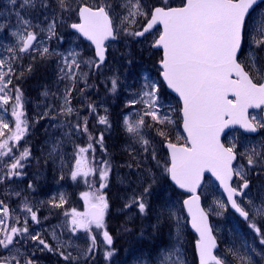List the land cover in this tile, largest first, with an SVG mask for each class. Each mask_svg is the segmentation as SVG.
Masks as SVG:
<instances>
[{"label":"snow or ice","instance_id":"1","mask_svg":"<svg viewBox=\"0 0 264 264\" xmlns=\"http://www.w3.org/2000/svg\"><path fill=\"white\" fill-rule=\"evenodd\" d=\"M259 2L261 0H184L182 7H155L146 10L142 0H124L121 7L125 14L115 28L108 11L110 6L101 5L96 9L80 7V22L72 23L69 27L95 45L97 58L81 61L78 59L79 53L75 51L60 53L50 49L46 43L56 36L57 22L58 20L62 22V14L72 10V0H54L59 12L52 8L50 0H7V3L13 6L15 23L13 24L10 19L0 22V33L7 29L8 35L13 38L9 45L0 43V50L7 53L0 55V105L7 106L12 101L11 117L14 118V129L5 122V117L0 115V185L11 182L14 177L25 175L26 162L31 157L29 147L19 148V142L25 139L29 128L27 120L22 119L25 116L22 93L19 87H16L13 96L9 87L12 84V76L16 74V67L25 55H30L33 60L37 56L41 60L51 57L61 59L60 79L69 81L70 86L65 88L59 110L47 105L41 119L54 113L51 118H61L59 126H67L70 130L65 136L72 132L87 135L89 143L86 146H75V164L70 176L73 181L82 178L84 183L93 189L94 185L89 180L98 173L100 184L99 189L80 193L85 210L80 212L72 208L65 211L64 222L59 225L61 235L64 229H67L70 237H75L81 231L87 233L90 243L86 249L74 245L71 239L62 240L56 228L50 233L52 239L56 241L54 248L43 237L42 232L29 229V218L33 224L42 223L38 218L39 209L33 210L32 203L26 196H22L21 192H8L5 189L6 197L15 195L20 198L18 208L24 218L21 220L20 215H16L13 217L15 223L9 226L7 221L17 209H10L8 204L0 199V248L8 251V255H0V264H37L36 251L56 252L65 264H83L95 256L97 239L93 234L94 229L102 235L104 259L109 260L114 255L113 236L105 223L109 203L102 191L107 187L111 164L105 160L100 162L99 167H94L87 157L90 150L94 152L93 141L101 148L104 141V133L95 137L89 132V117L95 115L98 124L110 128L107 109L104 110V115H100L97 112V105L90 102L84 105L88 116L81 117L79 109L72 107L71 98L78 80H83L85 88L90 87L87 83L88 72L81 70V64L89 69L95 67L97 70L103 66L106 59L105 41L110 38L115 40L120 32L126 36L146 38L157 25H162L163 30L151 46L163 49V56L159 62L163 69L161 75L167 87L178 93L183 101L181 109L183 128L187 133L185 139L190 142V146H178L168 140L167 126L173 121L168 115H160L159 84L150 80L147 75L144 77L141 90L134 94L139 99H130L125 105L126 108H132L134 105L143 104L144 108L124 116V130L135 143L141 145L145 153L151 148V141L146 138L145 129L155 128V136L160 137L162 141H168L171 163L164 170L181 189H187L192 193L189 199L183 201V206L191 216L192 227L199 233L196 247L200 264H227L226 259L214 254L217 239L208 222L209 213L200 206V197L196 195V189L205 170L216 177L227 193L226 202L214 201L219 209L216 215H222L230 207L248 223L249 229L259 238V243L264 245V233L257 224V222L264 224V192L261 193L259 203L250 198L248 193L249 172L253 168L264 172V141L258 145L249 144L240 153V156L246 159L247 168L244 164L234 168L237 144L232 143L226 147L220 140L221 132L230 125H239L247 133H255L258 129L264 128V115L248 114L249 108L261 109L264 112L262 108L264 65L258 63L259 57L255 52V49L264 48V15L257 14L253 17L255 6ZM50 9L53 12L51 18L45 15L41 21L46 27L33 23L31 18L33 12L42 10L43 13H47ZM10 15L11 13L9 17ZM141 18L146 23L140 30H133ZM249 20L252 22L249 23ZM245 46L248 50L247 55L241 60L240 56L244 53ZM32 70V64L25 69L27 72ZM23 75L24 71H21L19 76ZM109 79L110 91L116 92L119 77L113 75ZM84 90L79 89V92L83 94ZM229 93L233 99L228 98ZM42 95L48 97L49 92L45 91ZM6 111V108L0 109V112ZM133 115L137 119H132ZM73 116L76 117L75 121L70 119ZM148 117L151 118V124H146ZM59 147L60 142L57 141L51 151L56 152ZM151 156L152 159L156 158L155 149H152ZM4 158H8L10 162H6ZM259 174L261 173L258 172L257 175ZM234 176L240 181L237 187L230 183ZM152 183H155L154 178ZM261 187L264 188V185ZM28 188L32 189L33 185L29 183ZM151 188L150 183L144 188L143 193L130 197L124 204V210L135 207L140 215H146L149 209L146 196L150 194ZM48 203L53 208H63L67 200L61 193L58 201L54 197ZM168 211L170 217L177 220L179 237L180 218L172 208ZM25 244H30L35 251L22 252L21 247ZM241 248L244 249L243 252L235 247L227 249L237 264H256L253 256H259L264 260V249L257 251L252 244L247 243L241 245ZM69 249H73L76 254ZM159 264H183L180 249L176 247L165 250Z\"/></svg>","mask_w":264,"mask_h":264},{"label":"rangeland","instance_id":"2","mask_svg":"<svg viewBox=\"0 0 264 264\" xmlns=\"http://www.w3.org/2000/svg\"><path fill=\"white\" fill-rule=\"evenodd\" d=\"M163 1L167 2L168 0ZM182 1L183 0H176V3H181ZM50 2L52 3V8L55 9L56 12H59L54 0H50ZM123 2L124 0H97V3L94 5L110 6L108 8V11H110L109 15L113 19L114 26L116 27L120 24V18L125 14L124 9L121 7ZM82 3L84 2L81 0H72V10L64 12L61 18L62 22L61 20L57 22L56 36L46 41L49 48L57 52L67 54L69 51H75L79 53L78 59L81 61L95 59L92 47L88 43L82 41L78 35L71 32L69 29L70 24L77 22L78 9ZM142 3L147 9L149 6L146 5L148 0H142ZM9 13H11L10 17ZM257 14L264 15V4L253 12V17ZM45 15L51 18L53 15L52 10L50 9L47 13H43L42 10L33 12L31 17L33 18V23L40 24V27H46V24L41 23ZM26 18L30 17L26 16ZM5 19H10L13 24L15 23L13 6L7 3V0H0V22H3ZM251 22L252 21L249 20V23ZM133 30L136 29L134 28ZM122 35L124 38L121 42H116L118 45H114L115 43L108 45L109 54L112 55V58H108L106 65L99 70L94 71V67L89 69L83 63L81 64V70L88 72L87 83H92V73L96 74V84L101 87L103 94L92 96L90 98L92 101L91 103L97 105V112L100 115H104V110L107 109L111 127L106 128V126L98 124L96 116L95 122L99 126L105 128V135L110 136L107 138L109 143L117 146L114 149L116 152H104L105 158H102V161L107 160L111 164L107 187L102 191L107 199L114 198L111 203L108 202L109 209L106 213L105 223L107 230L113 236L112 247L115 249V252L109 260L104 259L103 253L105 247L102 243V235L98 234L94 229L93 234L96 235L97 249L93 264H159L162 253L165 250L176 247L180 249L183 264H188L181 241V221L183 219L180 215L181 211L179 205H176L177 195L176 192H174L175 190L173 191L170 188L166 179H163V173L161 172V170L164 171L165 169V158L168 163L166 152L164 154L159 152L161 142L163 143L164 141H162L160 137L155 136V128L145 129V136L151 141V148L148 153H145L141 145L135 143L130 138L129 134L126 133L123 125V118L125 115H128L129 112L140 111L144 108L143 104L134 105L132 108H126L125 105L130 99H139V97L134 94L141 90L145 75H147L150 80L156 82L155 76L157 72L151 61L147 60L153 53L151 44L156 36L153 35L142 40L137 37L136 40H134L135 37L126 36L123 32H120L119 36ZM12 42L13 38L8 35L7 29L3 33H0V43L9 45ZM119 46L128 47L125 51L129 53L134 51L132 48H136V53L143 55L144 59L138 60L139 57L134 55H129L130 59L120 57L121 51ZM247 51V46H245L242 60H244L247 55ZM255 52L259 57L258 63L264 65V48L255 49ZM6 54V52L0 50V55ZM129 61L131 63H129ZM29 64H32L33 70L31 72L25 71ZM60 66H62V62L61 59L57 57L41 60L37 56V58L33 60L30 55H25L16 67V74L12 76V84L9 86L11 89L10 94L14 96L16 87H19L21 90L23 111L25 113L22 119L27 120L29 128L25 139L19 142V148L23 149L24 147H29L31 149V157L26 162L24 169L25 175L14 177L11 182L0 185V199H3L10 209H17V211L11 214V217L7 221L8 225L11 226L15 223L13 217L20 215L21 220H23L24 217L18 208L20 205V198H17L15 195L6 197L4 195L5 189H7L8 192L19 191L22 193V196L27 195L28 197L36 193L40 194V197L37 196L35 201H31L27 197L33 205V210L39 209L38 218L42 222L40 225H36L33 224L29 218V229L42 232L43 237L55 248L56 241L52 239L50 233L53 228H56L57 234L60 235L62 240L67 241L71 239L74 245L86 249L87 245L90 243L87 233L81 231L78 232L75 237H70L67 229H64L61 235L59 225L64 222L65 211H70L72 208H76L77 211L80 212L85 210L84 200L81 198L80 193L99 189L100 179L98 178L93 189H90L82 178H78L76 181L71 179L70 173L75 164V146L79 145L83 147L87 144L81 139L80 134L72 132L69 136H65V133H68L70 130L67 126H59L61 124V118H51L54 113H51L49 117L41 119L47 105H52L57 111L59 110L65 88L70 86L69 81L60 79ZM21 71H24L23 76H19ZM113 75L119 77L116 92L110 91L111 82L109 78ZM89 85L92 86V84ZM82 88L85 89L83 94L79 92V89ZM45 91L49 92L48 97L42 95ZM87 91L89 95L91 88H85L83 80H78L76 89H74L72 93L71 104L73 108L79 109L80 116L86 109L83 108V106L87 104L86 101L89 97L86 95ZM158 95L160 115H168L173 121L172 124L167 126L169 136L170 132L172 136L178 135V133H176L178 114L177 111L175 113L177 105L169 94L161 95L158 93ZM167 95L169 99L166 98ZM11 104L12 101H10L7 106L0 105V109H7L6 112H0V115H3L5 117V122L9 123V126L14 129V118L11 117ZM253 114L262 115L261 112H253L250 116ZM131 118L137 119L135 115ZM70 119L75 121L76 117L73 116ZM151 123V118L148 117L146 119V124ZM118 125L120 128L119 133L113 132V127ZM262 129L263 132L256 137L245 136L240 131L236 130L230 132L224 138V143L227 146H230L232 143L237 144L236 152L238 153L239 159L235 167L239 164H244L247 168L246 159H243L240 153L243 152L245 147L249 146V144L258 145L260 142L264 141V128ZM57 141L60 142V147L56 152H52V146ZM102 149L105 150V148ZM152 149H155V159H152L151 156ZM14 151L16 150L14 149ZM16 154H18V152H16ZM88 159L90 160L89 156ZM4 160L10 162L8 158H4ZM39 160L40 166L36 167L35 164L39 162ZM29 163H34L31 168L29 167ZM129 165H131V167H129ZM166 166H168V164ZM258 172L261 174L257 175ZM164 173L165 176H167V172ZM153 178L155 183H152ZM248 178L251 181L250 188L248 189L249 197L259 203L261 193L264 192V188L261 187L264 185V172H261L260 169L253 168L249 172ZM29 183L33 185L32 189L28 188ZM150 183L152 184V188L150 189V194L146 196V202L149 204L147 214L143 216L140 215L135 207L124 210V204L129 198L133 195H140L143 193L144 188ZM239 183L240 181L236 177L234 186L237 187ZM113 186L117 187L115 192L110 191ZM123 189L124 191L122 192H126L125 197L121 193ZM61 193L64 194L67 200V206L64 205L63 208H53L48 202L54 197L58 201ZM110 194L113 195V198L108 197ZM200 194L205 208L215 219V221H213L214 231L223 247V250H220L219 253L220 258L226 259L227 264H237L233 256L227 252V249L235 247L243 252L244 249L241 248V245L245 243L252 244L257 251L264 249V245L259 243V238L249 229L248 223L236 217L229 208L227 211H224L222 215H216L219 209L216 207L214 201L221 200L226 202V200L218 185L211 178L206 180ZM114 202L116 204H114ZM117 204H121L122 206L118 207ZM165 205H167V207H165ZM169 208H172L176 216L180 218L179 237L177 235V220L175 217H170ZM123 213L125 214L122 218L123 224L130 228H134L129 221H133L135 217H138L141 220L139 226L142 227L143 230L154 228L155 237H151V240H149L145 237L142 238V235L133 236L127 232L115 234L117 229L116 225L118 223L116 218H118L117 216H119V214ZM45 217H47V219H45ZM183 224L187 226L186 220L185 222L183 220ZM257 224L258 227H261L262 233H264V224L260 222H257ZM35 231L33 234H35ZM143 241L150 243L145 244ZM69 250L73 251L74 255L76 254L73 249ZM21 251L30 253L35 251V249L32 248L30 244H25L21 247ZM0 255H8V251L0 248ZM35 259L37 264H65L56 252L36 251ZM253 259L256 261V264H264V260H261L259 256H253Z\"/></svg>","mask_w":264,"mask_h":264},{"label":"trees","instance_id":"3","mask_svg":"<svg viewBox=\"0 0 264 264\" xmlns=\"http://www.w3.org/2000/svg\"><path fill=\"white\" fill-rule=\"evenodd\" d=\"M82 2H85V3H88V4H96L97 3V0H81ZM178 3H176V0H168L167 2H164L163 0H148V3L146 5H149L147 7L146 10L148 9H152V7L156 6V5H161V6H174ZM146 21L144 19H139L138 22H137V25L135 26V29L136 30H140L141 29V26L145 23ZM124 38V36H119V40L117 43L121 42L122 39ZM137 37H135L134 40H136ZM114 45H118V44H114ZM120 48V51H121V54H120V57L124 58V59H130L129 55H134V56H138L139 59L138 60H142L144 59V56L143 55H139L137 54V50L136 48H132L134 49L133 52L129 53V52H126L125 50L128 48L126 46H119ZM112 58V55L109 54V59ZM160 59V52H153L152 55H150L147 60L151 61L152 65L154 66L155 70H156V82L159 84V93L161 95H166L165 93V88L164 86H162V83L159 79V70H158V67H157V62L158 60ZM96 74L95 73H92V83L89 82V84H92V86H90L91 88V92L89 93L88 95V91L86 93L88 97L87 99V103H90L92 102L91 101V97L93 96H96V95H99V94H103V91L101 90V87L96 84ZM89 81V80H88ZM106 83V81H105ZM106 86H107V83H106ZM108 87V86H107ZM175 104L177 105V108L175 109V113L177 111V128H176V133H178V135H175V136H172L171 132H170V136L168 137V140H170L171 142H175V143H185V138L183 137L182 133H181V130H180V123H181V114H180V104L178 102V100L176 98H173ZM83 108H85L83 106ZM82 117L83 116H88V111L85 109L83 111V114L81 115ZM95 115H92L89 117V123H88V128H89V132L92 133L93 136L95 137H99L100 133H104L105 135V128H103L102 126H99L96 122H95ZM119 125L118 126H114L112 131L113 132H116V133H119ZM173 131V130H172ZM112 132V133H113ZM108 135V134H107ZM81 136V139L84 140V142H86V144L89 143L88 141V137L86 134H80ZM106 136V135H105ZM104 136V141H103V148H105V150H103L101 148V146L99 144H97L95 141H93V148H94V152L92 150H90L88 153H87V157L89 156L90 157V160H89V163L94 166V167H99L100 166V162L102 161V158H105L104 157V152H109V153H114L116 151H114V149L117 147V146H114V145H111L109 143V141L107 140L108 136L105 137ZM110 137V136H109ZM179 137V139H178ZM159 152L160 153H163L165 152L164 148L162 147V142H161V148L159 149ZM167 165V159L165 158V163H164V166L166 167ZM123 171H124V168L122 167ZM161 172L163 173V179L165 180L166 179V182L169 184L168 180H167V176H165V170ZM99 178V174H95L94 176L91 177V179L89 180V182L93 185H95L97 183V180ZM68 183V181H67ZM88 185V184H87ZM170 185V184H169ZM69 188V187H68ZM122 188V187H121ZM170 188L174 191L175 189L170 185ZM112 190L110 191H113L115 192V190L117 189V187L113 186L111 188ZM124 191L121 190V193L123 194V196L125 197L126 195V192H122ZM176 192V195H177V199H176V205L178 204L179 205V208H180V211H181V218L184 220H186L185 218V215H184V212H183V209H182V205H181V202H182V199L183 197H185L183 194L177 192V191H174ZM108 197H112L113 198V195H109ZM114 199V198H113ZM113 199H108L109 201L108 202H112ZM114 204H116L114 202ZM112 205V204H111ZM118 207H121L122 205L121 204H117ZM65 206H67V203L65 204ZM123 215H125L124 213L123 214H119V216H117L118 218L117 219V225H116V231H115V234H118L119 232H127L128 234L130 235H133V236H137V235H142V238L145 237L146 239H149L151 240L150 238H154L155 237V232H154V228H151V229H146V230H143L142 227L139 226V224L141 223V220L138 218V217H135L133 221H129L131 222V224L134 226V228H130L128 227L127 225L123 224V221H122V218H123ZM183 220L181 221V228H182V239L181 241L183 240V247L185 248V250H187L188 252V256H189V263L190 264H196V257H195V254H194V239L195 237L190 233L189 229L187 228V226H184L183 224ZM187 223V221H186ZM126 227H125V226ZM138 225V226H137ZM145 244L147 243H150V242H147V241H143ZM146 247V246H145ZM91 264H93V259H91Z\"/></svg>","mask_w":264,"mask_h":264},{"label":"water","instance_id":"4","mask_svg":"<svg viewBox=\"0 0 264 264\" xmlns=\"http://www.w3.org/2000/svg\"><path fill=\"white\" fill-rule=\"evenodd\" d=\"M262 1H264V0H261V2H262ZM259 3H260V2H259ZM259 3H258V4H259ZM256 6H257V5H256ZM256 6H255V7H256ZM81 7H89V6H87V5H82ZM179 7H182V6H179ZM90 8H91V7H90ZM171 8H176V7H171ZM93 9H95V8H93ZM78 15H79V11H78ZM79 22H80V19H79ZM79 22H78V23H79ZM157 27H161V29L163 30V26H162V25L154 26V29L157 28ZM71 30L74 31V32H77L75 29H71ZM77 33L82 37L83 40H85L86 42H88V43H90V44L92 45V47L94 48V53H95V45H94L91 41H89L87 38H85L82 34H80L79 32H77ZM109 41H114V40H112V39L110 38L109 40L105 41V45H106V43L109 42ZM105 49H106V51H105V57H106L105 61H106V60H107V55H106V53H107V50H108V49L106 48V46H105ZM153 49H159V50H162V56H163V49H162V47H153ZM104 63H105V62H104ZM158 65H159V67L162 69L160 63H159ZM162 71H163V69H162ZM161 73H162V72H161ZM161 79L163 80L162 75H161ZM163 82H164V81H163ZM164 84H165L166 87H167L166 82H164ZM167 89H168L172 94H174V95L180 100V102H181V104H182V107H183V101H182V99L179 97V94L176 93L174 90L168 88V87H167ZM230 97H233L231 93H229V97H228V98H230ZM233 98H234V97H233ZM262 108H264V106H262ZM251 110H261V109L249 108V109H248V114H249V112H250ZM181 114H182V113H181ZM263 115H264V112H263ZM182 118H183V116H182ZM234 128H239V129H241L245 134H250V135H256V134L259 132V130H257V132H255V133H247V132H245L242 128H240L239 125H230L228 128H225L223 132H221L220 140H222L224 134H226L229 130L234 129ZM182 130H183V133L185 134V136L187 137V133L184 131V128H183V120H182ZM188 143H189V146H190V142H188ZM221 143H222V141H221ZM178 146H179V145H178ZM165 147L167 148V143H165ZM167 150H168V153H169V156H170V163H171V153H170V150H169L168 148H167ZM235 162H236V161H234L233 164H234ZM169 166H170V165H169ZM207 175H210V176H212V177L215 179V181L218 183V185L220 186L222 192L224 193V195H225V197H226V199H227V193L224 191L223 187L220 185V182H219V181L216 179V177L213 176L212 173H211L210 171H208V170H205L204 173L202 174L200 185H199V186L197 187V189H196V195L199 196L198 192H199V190L201 189V187H202V185H203V183H204L205 177H206ZM169 180L171 181L172 184H174V186H175L177 189H179L180 191H182V192H184V193H186V194L189 195L186 199H189V198L191 197L192 193H191L190 191H188L187 189H181V188H180V187H179L174 181H172L170 175H169ZM233 180H234V177H233ZM233 180H232V181H233ZM232 181H230V183H232ZM199 197H200V196H199ZM186 199H184V200H186ZM200 206L204 209V207L202 206L201 198H200ZM183 207H184V206H183ZM230 209H231V208H230ZM184 210H185L186 216H187L188 219H189V228H190V230H191L194 234H196L197 237H198V239H199V233H197L196 230L192 227V224H191V216L189 215V213H188V211H187V208L184 207ZM204 210H205V209H204ZM231 210H232L236 215L239 216V214L236 213L233 209H231ZM242 219H243V218H242ZM208 222H209V224H210L209 216H208ZM210 226H211V224H210ZM213 235H214V234H213ZM195 249H196V254H197V257H198V264H200L199 252H198V250H197L196 244H195ZM217 249H218V243H217V248L214 249V254H215V252H216ZM215 255H216V254H215Z\"/></svg>","mask_w":264,"mask_h":264}]
</instances>
